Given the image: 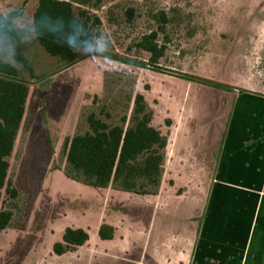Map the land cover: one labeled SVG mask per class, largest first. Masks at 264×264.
I'll return each mask as SVG.
<instances>
[{
  "label": "rangeland",
  "instance_id": "1",
  "mask_svg": "<svg viewBox=\"0 0 264 264\" xmlns=\"http://www.w3.org/2000/svg\"><path fill=\"white\" fill-rule=\"evenodd\" d=\"M38 2L0 0L1 14H22L17 27L35 78L0 40V58L16 66L30 87L10 159L9 179L18 198L5 194L0 209V264H78L73 256L56 261L53 246L68 228L93 237L102 225L115 229L116 240L105 246L93 239L88 251L119 257L126 251L137 260L152 232L161 191L179 192L198 182L184 172L193 165V141L200 145L210 129L221 127L237 96H264V0H119L99 13L103 37L95 53L63 70L33 35ZM130 9L136 18L128 24ZM161 12L171 20L170 44L156 70L136 46L157 31L154 17ZM137 95L144 96L153 127L167 140L158 195L98 191L66 178L65 144L78 127L90 116L110 127H127L123 120L131 117ZM180 155L189 162L181 163Z\"/></svg>",
  "mask_w": 264,
  "mask_h": 264
},
{
  "label": "trees",
  "instance_id": "2",
  "mask_svg": "<svg viewBox=\"0 0 264 264\" xmlns=\"http://www.w3.org/2000/svg\"><path fill=\"white\" fill-rule=\"evenodd\" d=\"M119 0H39L32 19V32L40 46L61 69L94 54L103 37L99 13ZM108 13V12H107ZM127 23L136 18L132 9L125 14ZM20 11L0 13V40L13 52V61L33 78V69L24 56L17 22ZM157 31L142 38L136 48L150 56L148 67L160 69L170 44L169 14L154 17ZM111 21V20H110ZM160 36L164 43L160 44ZM117 59L116 56H104ZM60 69V70H61ZM22 72L13 64L0 58V209L5 194L12 200L18 192L9 179L10 159L24 126L30 87ZM246 92L245 94H247ZM127 127H110L90 116L85 125L78 127L72 139L65 144L66 178L93 190H112L139 197L157 196L164 174L167 140L153 127V112L144 96L137 95ZM3 215L0 214V224ZM101 242H112L115 229L102 225L98 231ZM90 234L83 229L68 228L56 252L86 247Z\"/></svg>",
  "mask_w": 264,
  "mask_h": 264
},
{
  "label": "crops",
  "instance_id": "3",
  "mask_svg": "<svg viewBox=\"0 0 264 264\" xmlns=\"http://www.w3.org/2000/svg\"><path fill=\"white\" fill-rule=\"evenodd\" d=\"M192 150V160H180H190L192 168L184 172L198 182L161 191L137 260L126 251L121 257L88 251L90 243L56 252L62 241L53 246V258L73 256L78 264H264V96L234 98L221 127L210 129L200 145L193 141ZM98 231L91 241L107 246L116 240L117 232L112 242H101Z\"/></svg>",
  "mask_w": 264,
  "mask_h": 264
}]
</instances>
